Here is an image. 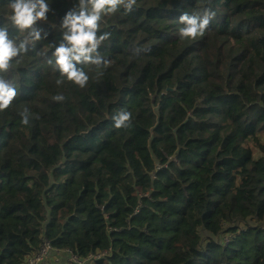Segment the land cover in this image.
<instances>
[{
    "label": "trees",
    "instance_id": "obj_1",
    "mask_svg": "<svg viewBox=\"0 0 264 264\" xmlns=\"http://www.w3.org/2000/svg\"><path fill=\"white\" fill-rule=\"evenodd\" d=\"M10 2L0 27L19 44ZM46 3L40 41L0 73L17 91L0 112V264L44 242L87 264H264V0H137L104 16L83 89L57 85L53 56L79 0ZM208 9L204 35L181 39V15Z\"/></svg>",
    "mask_w": 264,
    "mask_h": 264
},
{
    "label": "clouds",
    "instance_id": "obj_2",
    "mask_svg": "<svg viewBox=\"0 0 264 264\" xmlns=\"http://www.w3.org/2000/svg\"><path fill=\"white\" fill-rule=\"evenodd\" d=\"M136 3L137 0H79L78 12L69 11L63 20L64 42L55 47L53 53L55 67L61 74V78L57 79V85L63 84L65 78L81 89L88 85L89 75L83 67L78 68L77 65L99 67L103 62L98 48L110 36L107 32L98 36L104 16L115 14L121 8L130 13ZM7 7L11 10V14L5 13V19L9 20L20 33L26 35L17 44L16 40L10 38L8 28L0 27V73H8L14 67L13 61L19 63L18 58H22V55L27 53L28 36L33 38V43L40 41V31L35 25L38 21L47 22L50 11L46 0H11ZM214 16L215 13L210 9L202 15L183 13L180 17V23L183 25L179 29L180 38L195 40L203 36ZM48 62L51 64L52 60ZM106 64L107 62H104V65ZM16 97V87L0 75V112L9 109ZM53 99L63 102L65 97L58 94ZM21 116L22 123L29 124L27 109L21 113ZM131 117V112L121 111L119 116L114 117L116 128L130 126Z\"/></svg>",
    "mask_w": 264,
    "mask_h": 264
},
{
    "label": "built area",
    "instance_id": "obj_3",
    "mask_svg": "<svg viewBox=\"0 0 264 264\" xmlns=\"http://www.w3.org/2000/svg\"><path fill=\"white\" fill-rule=\"evenodd\" d=\"M235 224H231L233 226ZM106 255L97 257V260H101ZM95 259L89 257L88 259L81 261L76 257H73L70 253L65 251H58L48 243L44 242L39 254L33 258L27 259L24 264H87L93 262Z\"/></svg>",
    "mask_w": 264,
    "mask_h": 264
},
{
    "label": "rangeland",
    "instance_id": "obj_4",
    "mask_svg": "<svg viewBox=\"0 0 264 264\" xmlns=\"http://www.w3.org/2000/svg\"><path fill=\"white\" fill-rule=\"evenodd\" d=\"M237 220L239 222L232 226L234 233L226 232L225 235L222 236L221 241L223 242V244L228 245L233 239H235V236H239L241 231L245 230L247 226L253 227L254 223L257 222V217L253 215L248 220H243L245 222H243L241 219H237ZM64 264H66V262Z\"/></svg>",
    "mask_w": 264,
    "mask_h": 264
}]
</instances>
